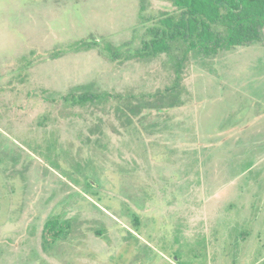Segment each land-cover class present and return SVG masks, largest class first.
<instances>
[{
    "label": "rangeland",
    "instance_id": "374dc122",
    "mask_svg": "<svg viewBox=\"0 0 264 264\" xmlns=\"http://www.w3.org/2000/svg\"><path fill=\"white\" fill-rule=\"evenodd\" d=\"M174 11L0 0V264H264V29L178 77L179 53L126 59ZM85 93L122 99H63ZM49 220L70 226L45 250Z\"/></svg>",
    "mask_w": 264,
    "mask_h": 264
},
{
    "label": "trees",
    "instance_id": "16d2710c",
    "mask_svg": "<svg viewBox=\"0 0 264 264\" xmlns=\"http://www.w3.org/2000/svg\"><path fill=\"white\" fill-rule=\"evenodd\" d=\"M175 11L155 19L152 26L147 28V38L141 46L126 59L136 58L146 60L161 55L175 56V73L179 76L190 53L195 52L204 57L217 56L222 52L237 47H248L259 42L264 29V0H165ZM90 48L86 41H79L75 51ZM109 57L113 61L121 59L122 54L111 46L107 47ZM55 57V54H53ZM173 89L167 90L166 95L159 93L152 96L156 101L164 103L172 101L173 107L178 100L173 97ZM105 97L122 99V96L85 93L64 96V101L83 106L88 103L96 106ZM172 97V98H171ZM128 110L122 112L121 120L128 122L136 116L143 107L133 106L130 99ZM148 98L145 108H153ZM153 103V102H152ZM70 222L59 223L49 220L42 231V244L46 250L58 240L64 238Z\"/></svg>",
    "mask_w": 264,
    "mask_h": 264
}]
</instances>
